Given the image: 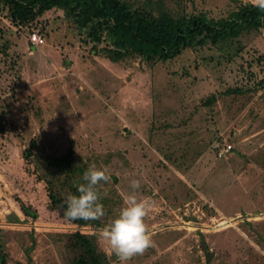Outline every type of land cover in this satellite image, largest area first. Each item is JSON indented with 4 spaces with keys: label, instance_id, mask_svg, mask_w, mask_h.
<instances>
[{
    "label": "rangeland",
    "instance_id": "1",
    "mask_svg": "<svg viewBox=\"0 0 264 264\" xmlns=\"http://www.w3.org/2000/svg\"><path fill=\"white\" fill-rule=\"evenodd\" d=\"M122 1L149 17L212 19L253 3ZM88 31L62 7L15 23L0 0L7 264H76L85 246L77 234L94 240L103 264H119L99 232L129 194L151 201L145 223L153 243L127 264H264V28L149 60L133 51L117 56ZM33 32L41 43H30ZM224 142L233 151L218 159ZM91 166L111 177L98 187L104 215L73 222L61 212Z\"/></svg>",
    "mask_w": 264,
    "mask_h": 264
},
{
    "label": "trees",
    "instance_id": "2",
    "mask_svg": "<svg viewBox=\"0 0 264 264\" xmlns=\"http://www.w3.org/2000/svg\"><path fill=\"white\" fill-rule=\"evenodd\" d=\"M1 1L9 6L10 19L18 24H28L51 8H65L77 28H89L87 36L95 42H108L117 56L118 52L133 51L144 60L155 57L172 59L188 47L233 39L246 27L264 28V11L254 7L253 3L240 5L226 18L212 19L202 13L174 18L162 12L157 17H149L132 11L129 4L122 0ZM232 151L233 148L227 155ZM54 203L58 204L57 201ZM20 208L25 215L36 217L29 207L21 205ZM72 221L85 222L79 219ZM77 236V241L85 246L76 264H103L96 253L94 240L81 234ZM0 264H7L1 253Z\"/></svg>",
    "mask_w": 264,
    "mask_h": 264
},
{
    "label": "clouds",
    "instance_id": "3",
    "mask_svg": "<svg viewBox=\"0 0 264 264\" xmlns=\"http://www.w3.org/2000/svg\"><path fill=\"white\" fill-rule=\"evenodd\" d=\"M253 6L264 11V0H252ZM84 183L77 185L78 195H69L65 201L64 216L68 220H99L104 215L100 203L98 187L111 177L106 169L91 166L82 174ZM133 190L139 189L140 182L132 180ZM151 201L137 199L129 194L125 205L111 222L99 232V237L106 243V251L114 255L119 264L127 262L135 255L142 254L153 243L145 223L149 215Z\"/></svg>",
    "mask_w": 264,
    "mask_h": 264
},
{
    "label": "built area",
    "instance_id": "4",
    "mask_svg": "<svg viewBox=\"0 0 264 264\" xmlns=\"http://www.w3.org/2000/svg\"><path fill=\"white\" fill-rule=\"evenodd\" d=\"M30 43L32 45H37L43 41V39L36 33L33 32L29 36ZM232 148V145L228 142H224L221 144V146L217 149L216 157L220 159L221 157H226L230 149Z\"/></svg>",
    "mask_w": 264,
    "mask_h": 264
}]
</instances>
